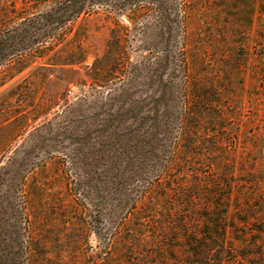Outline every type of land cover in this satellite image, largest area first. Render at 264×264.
Here are the masks:
<instances>
[{
  "label": "trees",
  "instance_id": "obj_1",
  "mask_svg": "<svg viewBox=\"0 0 264 264\" xmlns=\"http://www.w3.org/2000/svg\"><path fill=\"white\" fill-rule=\"evenodd\" d=\"M195 2L24 0L1 13L0 90L28 73L0 93V132L22 139L30 120L36 125L25 138L31 149L23 144L0 159V264H49L51 221L69 228L74 243L83 229L87 240L94 233L107 256L122 255L111 251L122 239L133 246L125 227L134 225L141 243H165L163 264H231L238 257L264 264V203L252 196L225 203L235 195L222 194L234 186L224 159L214 163L213 178L195 164V118H214L193 110ZM102 8L128 23L116 22L103 54L89 64L93 53L76 24ZM72 85L91 88L70 104ZM47 89L48 98L40 92ZM84 103V113L69 114ZM50 166L60 190L41 179ZM171 193L176 199L167 201ZM166 218L173 227L161 222Z\"/></svg>",
  "mask_w": 264,
  "mask_h": 264
},
{
  "label": "rangeland",
  "instance_id": "obj_2",
  "mask_svg": "<svg viewBox=\"0 0 264 264\" xmlns=\"http://www.w3.org/2000/svg\"><path fill=\"white\" fill-rule=\"evenodd\" d=\"M23 1L0 0V15L6 8L12 9L13 4L23 6ZM195 6L191 28L193 49L190 54L193 110L197 114L206 110L207 117H214L207 118L206 123L199 116L195 118L196 124L191 132L194 137L192 151L195 164L207 176L213 178L218 173L214 163L224 159L228 165L225 169L234 186L222 191V194L233 192L235 195L225 203L240 201L239 203L246 204L249 196L260 198L259 202L264 203V183L261 187L256 184L257 180H264V0H196ZM117 21L128 23L126 17L109 14L105 8L79 18L76 28L82 25L84 45L93 53L89 64H92L94 55L103 54L110 32ZM27 73L28 71L15 78L3 87L0 93L11 88ZM90 88L72 85L67 91L69 103L78 101L83 92L87 93ZM40 92L43 97H50L48 89ZM205 99L206 104L203 102ZM13 104L17 107L19 102L15 101ZM87 106L86 103L74 106L68 112L70 115L84 113L85 109L88 110ZM53 113L54 110L48 118H52ZM216 115H221L223 120L216 118ZM43 121L44 118H41L38 123ZM30 123L31 127L22 139H13L12 135L0 132V159L5 152L15 150L23 144L26 150L31 149L32 141L30 138L25 141V138L29 137L36 124L32 120ZM220 150L222 154H219ZM58 173L55 167L50 166L42 173L41 179H44L49 187L56 186L58 188L55 189L60 190L63 185L60 179L56 178ZM172 176L174 178V173ZM170 184L168 182L167 186ZM169 197L166 198L167 201L176 199L174 193ZM232 216L234 217V214ZM167 218L161 222L171 225L172 219ZM229 222H233L232 219H229ZM50 223L52 227L48 229L51 233L49 239L53 244L52 261L50 260L49 264H163L161 257L170 256L161 250L162 246H166L165 243L152 240L141 243L138 237L131 234L132 229L136 227L134 225L125 227V236L130 237L133 246L125 243L123 239L120 240L113 245L111 251H121L122 255L115 257L110 254L107 256L105 252L108 250L101 249L94 233H90L87 240L86 231L83 229V232H80L84 233L83 238L74 243L67 237L69 228L59 227V223L55 221ZM151 229L153 227L148 226L147 230ZM55 234H60V237L54 236ZM58 239L60 241L57 242ZM230 246L240 249L241 245L235 243ZM61 250H66L64 257ZM125 250L131 252L126 253ZM182 255H178L180 260L184 259ZM226 258L233 262L236 254L231 252ZM259 261L254 258L246 261L238 257L231 264H255Z\"/></svg>",
  "mask_w": 264,
  "mask_h": 264
}]
</instances>
